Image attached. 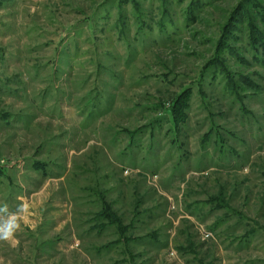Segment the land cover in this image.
<instances>
[{"label": "rangeland", "instance_id": "obj_1", "mask_svg": "<svg viewBox=\"0 0 264 264\" xmlns=\"http://www.w3.org/2000/svg\"><path fill=\"white\" fill-rule=\"evenodd\" d=\"M0 264H264V0H0Z\"/></svg>", "mask_w": 264, "mask_h": 264}, {"label": "clouds", "instance_id": "obj_2", "mask_svg": "<svg viewBox=\"0 0 264 264\" xmlns=\"http://www.w3.org/2000/svg\"><path fill=\"white\" fill-rule=\"evenodd\" d=\"M30 205L28 203L17 204L15 210H10L9 205L0 204V241H7L15 246L16 233L22 231V224H28Z\"/></svg>", "mask_w": 264, "mask_h": 264}]
</instances>
